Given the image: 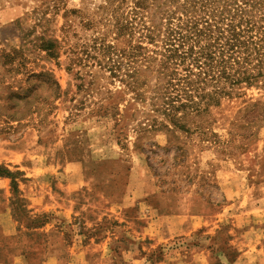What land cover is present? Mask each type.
<instances>
[{
  "label": "rangeland",
  "instance_id": "1",
  "mask_svg": "<svg viewBox=\"0 0 264 264\" xmlns=\"http://www.w3.org/2000/svg\"><path fill=\"white\" fill-rule=\"evenodd\" d=\"M236 1L0 0V264H264V82L177 110L162 66Z\"/></svg>",
  "mask_w": 264,
  "mask_h": 264
},
{
  "label": "trees",
  "instance_id": "2",
  "mask_svg": "<svg viewBox=\"0 0 264 264\" xmlns=\"http://www.w3.org/2000/svg\"><path fill=\"white\" fill-rule=\"evenodd\" d=\"M236 2L235 6L227 5L219 17L205 13L201 18L180 19L175 26L168 23L162 66L173 69L168 88L176 93L174 97L170 95L172 102H180L179 106L173 104L177 110L201 113L200 107L206 105L207 111L219 97L243 84L264 82V13L257 15L264 11V0ZM178 66L185 68L182 78L178 77ZM174 79L177 84L172 82ZM7 83L10 79L0 77V101L18 97L10 86L14 82ZM5 117L11 122L21 120L14 109Z\"/></svg>",
  "mask_w": 264,
  "mask_h": 264
},
{
  "label": "crops",
  "instance_id": "3",
  "mask_svg": "<svg viewBox=\"0 0 264 264\" xmlns=\"http://www.w3.org/2000/svg\"><path fill=\"white\" fill-rule=\"evenodd\" d=\"M229 236V235H228ZM228 239L230 240V243L228 242L227 243V247H226V250H227V255H228V252H230V254H233V253H235V252H237V250H236V247L235 246H233L232 245V243H231V241H232V238L231 237H228ZM256 246H258V244H256ZM220 250H222L221 248H220ZM239 251V250H238ZM247 252H245V254H246ZM241 255V254H240ZM239 255V256H240Z\"/></svg>",
  "mask_w": 264,
  "mask_h": 264
}]
</instances>
